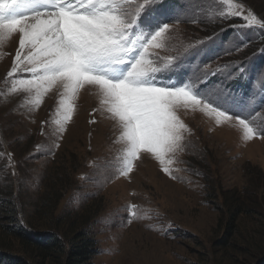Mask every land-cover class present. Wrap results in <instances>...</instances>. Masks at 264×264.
<instances>
[{
	"label": "rangeland",
	"instance_id": "1",
	"mask_svg": "<svg viewBox=\"0 0 264 264\" xmlns=\"http://www.w3.org/2000/svg\"><path fill=\"white\" fill-rule=\"evenodd\" d=\"M232 2L242 4L245 15L251 10L264 19V0ZM161 7L170 16L163 21L170 25L168 50L155 51L177 57L162 75L164 82L191 79L244 103L251 115L241 118L264 122V27L227 17V0H159L152 5ZM17 35L0 48V205L9 204L11 191L17 211L6 219L7 207L0 210V252L25 259L34 253L3 226L24 233L51 229L63 234L65 244L70 224L85 222L83 214L90 211L91 264L264 262V131L245 141L235 120L238 109L229 113L232 120L217 124L214 116L181 107L178 115L188 130L169 166L172 174L142 152L133 171L119 175V129L99 110L96 89L81 90L63 132L54 123L57 89L35 108L27 94L9 92L7 73L19 48ZM43 191L50 202L39 209L37 196ZM130 204L139 213L131 222ZM233 204L239 212L227 237ZM73 214L76 218H69ZM58 215L61 224L55 228ZM31 257L28 264H34ZM54 258L48 257L49 264H59Z\"/></svg>",
	"mask_w": 264,
	"mask_h": 264
},
{
	"label": "snow or ice",
	"instance_id": "2",
	"mask_svg": "<svg viewBox=\"0 0 264 264\" xmlns=\"http://www.w3.org/2000/svg\"><path fill=\"white\" fill-rule=\"evenodd\" d=\"M159 0H0V48L19 34L7 78L11 94L25 93L33 108L58 90L55 125L63 132L75 111V100L86 86L96 89L99 110L119 129L122 144L117 173L128 176L140 154L148 153L169 175L174 155L182 150L187 125L178 109L190 108L214 116L216 123L235 120L245 141L264 131L244 103L213 92L189 79L165 83L177 57L168 50L167 9L152 8ZM227 17H239L249 27H264L251 10L227 0ZM191 47V45H189ZM175 49H173L174 51ZM4 53L0 52V56ZM242 71V70H241ZM264 81V77H261ZM264 92V83L260 85ZM95 111V110H94ZM128 220L139 218L130 204Z\"/></svg>",
	"mask_w": 264,
	"mask_h": 264
},
{
	"label": "trees",
	"instance_id": "3",
	"mask_svg": "<svg viewBox=\"0 0 264 264\" xmlns=\"http://www.w3.org/2000/svg\"><path fill=\"white\" fill-rule=\"evenodd\" d=\"M46 195L47 193L43 191L40 196H37L38 200L41 201H39L40 203L39 205H37L39 209H45V206L50 202L48 200L49 196ZM7 196V200L10 199V201L8 202L9 204H6L7 202L1 204L0 210L3 207H7V209H5L4 211V217H7L6 219H11L17 214V211L15 210L16 207H14L13 202L10 198L12 196V192L9 191ZM58 198L59 197L56 193L54 203L52 204L53 209H56ZM237 206L238 205L233 204V206H231V209L229 210V217L226 227L227 229L225 232V235L227 237L232 232L231 228L233 227V222L234 220H236L239 212V208ZM88 212L87 214H83V221L85 220V222H82L80 225L70 224L65 244L61 241L63 234L60 232L57 233L56 231H52L51 229L44 231L38 228L33 233H24L23 231L21 232L20 229H17L13 226H3V228H5L6 232L9 235L19 238L22 241L28 243V245L34 250V260H32L34 264H49L50 260L49 262L47 261L48 257H50V259H55L54 257H58L59 264H91V259L95 255V240L87 227V221L90 220V218L87 219V217H89ZM76 216V214H73V216L69 218L75 219ZM61 217L62 216L60 215L56 217V221H54V223L56 224L55 228H57L59 224H61ZM226 236L223 240L219 241L222 245L226 243ZM27 256L28 259H25L24 257L18 258L17 256H12L4 252H0V264H28L27 262L29 261L31 254ZM260 264H264V262Z\"/></svg>",
	"mask_w": 264,
	"mask_h": 264
},
{
	"label": "bare ground",
	"instance_id": "4",
	"mask_svg": "<svg viewBox=\"0 0 264 264\" xmlns=\"http://www.w3.org/2000/svg\"><path fill=\"white\" fill-rule=\"evenodd\" d=\"M17 34H18V33H17ZM17 38H18L17 40H18V42H19V34L17 35Z\"/></svg>",
	"mask_w": 264,
	"mask_h": 264
}]
</instances>
